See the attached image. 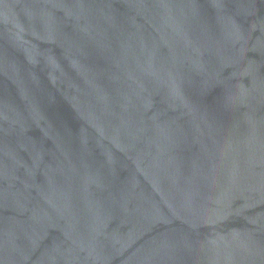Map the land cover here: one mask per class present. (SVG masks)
<instances>
[{"label":"water","instance_id":"95a60500","mask_svg":"<svg viewBox=\"0 0 264 264\" xmlns=\"http://www.w3.org/2000/svg\"><path fill=\"white\" fill-rule=\"evenodd\" d=\"M0 264H264V0H0Z\"/></svg>","mask_w":264,"mask_h":264}]
</instances>
